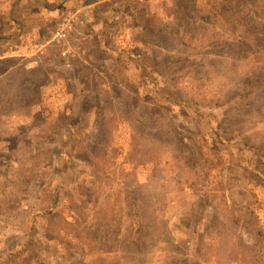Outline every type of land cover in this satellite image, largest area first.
<instances>
[{
  "label": "rangeland",
  "instance_id": "rangeland-1",
  "mask_svg": "<svg viewBox=\"0 0 264 264\" xmlns=\"http://www.w3.org/2000/svg\"><path fill=\"white\" fill-rule=\"evenodd\" d=\"M43 1L59 0H16L0 20V61L32 57L44 79L24 106L0 104V166L9 130L33 133L17 163L29 183L0 167V264H264V0H68L80 26L66 43ZM55 131L47 147L36 138ZM225 201L254 210L256 239ZM226 227L243 232L241 260Z\"/></svg>",
  "mask_w": 264,
  "mask_h": 264
},
{
  "label": "trees",
  "instance_id": "trees-1",
  "mask_svg": "<svg viewBox=\"0 0 264 264\" xmlns=\"http://www.w3.org/2000/svg\"><path fill=\"white\" fill-rule=\"evenodd\" d=\"M209 1L211 2V0H209ZM15 2H16V0H14V2L11 4L12 8L8 11V14H9L8 16L4 17L3 14H5V12H1L2 17L4 18L3 20H2V18L0 19L2 21V23L7 24L6 20H8L12 15L15 14V12L13 11V6H15L14 5ZM73 4H75V2H73ZM103 6L104 5H102V7ZM10 14H11V16H10ZM2 23H1V25H3ZM16 23L17 22H15V24ZM16 25L20 26L18 23ZM13 34H14V31H13ZM13 34H11V35H13ZM6 37H9V36H7V35L0 36V38H1L0 40L6 39ZM49 52H52V51H49ZM60 52L61 51L58 50L55 53L60 56ZM11 57H13V56H11ZM8 59H10V58L7 57L4 59V61H2V62L0 61V97L3 94L2 91H6L9 95L6 97L5 102L0 100V104H5L6 107H8V105L9 106L17 105L18 107L24 106L25 104L20 102L21 93L23 91L33 90V92H35L37 96H39V95L41 96V94H42L43 89H42V86H40V83H41V80H44V79H41V77H40V74L42 72L38 71L41 69L40 68L33 69L32 67H30V66H32L30 64L33 61L32 57L29 60H27V62H22V63L18 64L16 67L14 65H16L17 63L12 64V65H11V63L6 64ZM29 70L32 71L33 73H35V75L32 76V73ZM32 79H37L39 82L37 84H32V82H33ZM16 85H18V86H16ZM15 88H17L19 90V92L17 94L13 93ZM14 98L16 99L17 104H15ZM8 99H9V101H8ZM27 105H30V104H27ZM102 110L103 109L101 108L100 110L98 109L97 111H102ZM35 115H37V114H35ZM74 118H76V120H74V121H75V123H77L81 119V116L78 115ZM101 119H102V117H100L96 122L94 120H92L93 123L87 124L88 125L87 134H89V135L86 138H88V140H89L88 141L89 147L93 145L96 135L100 134ZM72 124H74V123L72 122ZM9 131H10V133L11 132L12 133H11L10 137H8V144L9 145L6 146L7 151L5 152V154L3 155V158H2V164H1L2 171L1 172L4 171L5 177H6L5 172H7V175L9 177H12V178H16L18 175L20 178L19 184H23V182L29 183V179L26 178L24 175L25 174L24 170L22 171L17 163L20 160H23V158H21V156L29 148L28 145L30 144L29 143L30 142V136L28 134L33 136V133H31V131L28 129L26 123H24V125H21L20 128H18V129L14 128V129H10ZM51 131H54V130H47L44 132H51ZM38 132H42V130H39ZM34 134L36 135L37 133H34ZM53 134H55V136L51 137L50 139L48 138L47 133H40L39 135H36V138H38V136H39L40 140L42 141V146L47 147V145H46L47 143L49 144V143H51L50 141H53V140H56L59 138V135L56 133V131ZM67 137L69 138V141H68L69 144L74 148L75 131H73ZM113 143H114V140H108L107 139L105 141V149L107 147L111 146V144L113 145ZM40 152H42L41 158L44 161H46V156H48L47 153H50V151L48 149L44 148ZM27 157L28 156L24 157V159ZM77 157L85 160L86 162H91V159H92V157H95V154L92 155L90 153H87L86 157H84V155L78 153ZM16 165H17V167H16ZM80 191H82V189H80L78 192H80ZM132 192H133V195H135V196L138 195L136 188L133 189ZM225 203H226V207L228 208V209H226V211L224 213L225 217L229 218V219L231 218L234 222H236L235 224H238L242 228H245V230H247V232L249 234L248 236L256 239V237L259 235V233H257V229L255 226L258 225L261 220L248 218V217L254 216V214H255L254 210H250V209L247 210L248 215H250L248 217L245 214L242 215L241 217H237L236 214L232 210H229L232 208L233 202L225 201ZM251 218H253V217H251ZM234 222H232V223H234ZM236 228H238V227H236ZM229 231H230L229 228L226 227L225 231H220L219 232L220 234L218 233L219 234L218 237H221L224 234H227V235H232V234L234 235L235 234L236 236H239V239H238L239 251H238L237 258L241 260L243 255H244V251L241 248V241L244 239L243 235L241 234L243 232L233 233V232H229ZM26 234L30 237L33 236V234L29 233L28 231ZM245 238H247V235Z\"/></svg>",
  "mask_w": 264,
  "mask_h": 264
},
{
  "label": "crops",
  "instance_id": "crops-1",
  "mask_svg": "<svg viewBox=\"0 0 264 264\" xmlns=\"http://www.w3.org/2000/svg\"><path fill=\"white\" fill-rule=\"evenodd\" d=\"M70 1V0H69ZM73 2H75V4H76V2H77V0L76 1H73ZM73 2H71V4H70V7H73V6H75V4H73ZM78 2H79V0H78ZM36 4H39L40 6L39 7H36L35 5ZM34 3V8H38V9H41V10H43V8H46V13H48L49 14V16H53V17H55L56 15L58 16V18L59 19H57L58 21H57V23L60 21V19L65 15V13L66 12H68V11H73V12H75L76 14H78L79 12L78 11H76V10H67L66 9V5L68 4V0H59V1H57V2H50V5L48 6V4L45 2V1H43V2H41V3ZM53 4H55V5H53ZM53 5V6H52ZM51 6V7H50ZM71 9V8H70ZM40 12H42V11H38L37 13H40ZM78 12V13H77ZM34 13H36V12H34ZM80 14V13H79ZM31 15V14H30ZM60 16V17H59ZM84 17H85V15H84ZM41 24H43V23H41ZM80 26V24L78 25V27ZM80 31V30H79ZM92 34H93V31H92ZM32 35L34 36V37H15V36H13L12 38L13 39H23V40H26V39H34V38H36L35 40H40L42 37H36L37 35H38V31H33V33H32ZM81 35V37H88V35L83 31V30H81L80 32H79V36ZM101 37H99V39H100ZM104 47V42L102 41L101 42V48H103ZM75 52H73V54L72 55H69V56H65V57H68V58H70V59H73V57H78V58H85V51H82L81 49H76L75 48ZM87 57V56H86Z\"/></svg>",
  "mask_w": 264,
  "mask_h": 264
},
{
  "label": "built area",
  "instance_id": "built-area-1",
  "mask_svg": "<svg viewBox=\"0 0 264 264\" xmlns=\"http://www.w3.org/2000/svg\"><path fill=\"white\" fill-rule=\"evenodd\" d=\"M78 24H80L78 14L73 12L66 13L56 24L54 30L55 38L61 43H66L70 39L71 33H73ZM61 51L64 54L70 55L74 52L70 46H66V48Z\"/></svg>",
  "mask_w": 264,
  "mask_h": 264
}]
</instances>
